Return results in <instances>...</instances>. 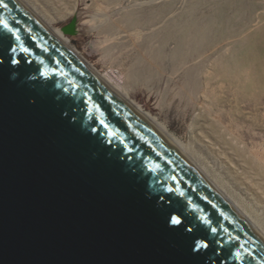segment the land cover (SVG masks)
Here are the masks:
<instances>
[{"label": "water", "instance_id": "obj_1", "mask_svg": "<svg viewBox=\"0 0 264 264\" xmlns=\"http://www.w3.org/2000/svg\"><path fill=\"white\" fill-rule=\"evenodd\" d=\"M0 21V264H264V239L39 18L2 0Z\"/></svg>", "mask_w": 264, "mask_h": 264}, {"label": "rangeland", "instance_id": "obj_2", "mask_svg": "<svg viewBox=\"0 0 264 264\" xmlns=\"http://www.w3.org/2000/svg\"><path fill=\"white\" fill-rule=\"evenodd\" d=\"M19 1L195 158L229 159L264 210V0ZM225 127L230 145H205Z\"/></svg>", "mask_w": 264, "mask_h": 264}, {"label": "bare ground", "instance_id": "obj_3", "mask_svg": "<svg viewBox=\"0 0 264 264\" xmlns=\"http://www.w3.org/2000/svg\"><path fill=\"white\" fill-rule=\"evenodd\" d=\"M42 23L57 38H59L68 48H70V46H69L70 40L65 38L60 30H56V29L51 28L50 26L45 24V22H42ZM75 55L80 60L82 59L77 54H75ZM82 62L86 66L89 67V65L86 62H84V61H82ZM88 69L90 70V67ZM92 73L95 76H97L105 85H107L110 89H112L117 95H119L123 100H125L128 103L127 96H124V93L121 94V92H119L117 87L112 86L111 84H109L104 78L99 76L97 73H95V72H92ZM129 105L141 117H143L147 122H149L152 126H154L160 132V134L163 135L179 152H181L185 157H187L194 164V166L211 182V184L223 195V197L228 201V203L264 239V210L262 209L263 207L256 203V202L259 203L258 196H257V194L255 192H252L250 190V189H252L250 186L243 185V186H240L238 189H236V187H235L236 183H234V181H233V176H234L233 173H235L237 171V169L235 168V165H233V164L231 165L230 164V160L229 159H226L227 161H224L223 160L224 158L220 157L219 155H215L214 154L213 155L214 165H212V166H217L218 169L217 170L216 169H212L211 170L210 167H209V163L207 164L205 162V161H207V158L202 161V160H199V159L195 158V156L191 153V150H193V149H191L192 145L191 146L190 145L184 146L182 143H179L180 141L177 142L176 140H173L171 138V136L169 135V133L167 132V129L165 127H163L161 124L157 123L153 118H151L144 111L140 110L138 107H135V106H133L131 104H129ZM227 131H228V129L225 127V132L224 133H221V134L217 135L215 137L214 141H211V140L210 141H206L205 145L210 147L212 150L216 146H218L219 148H222L221 145H226V146L230 145V142L226 138ZM216 134H217V132H216ZM238 142L236 143V147L241 148L242 150H244V147L241 144L242 141L240 139H238ZM193 161H195L196 164ZM254 164H255V171H257L258 173H261L262 167H261L260 164H258V161L256 160V157H254ZM213 168H215V167H213ZM237 185H238V183H237ZM229 192L234 196V198L236 200L234 202V204L231 202L230 199H229L230 202L228 200V197H229L228 193Z\"/></svg>", "mask_w": 264, "mask_h": 264}, {"label": "snow or ice", "instance_id": "obj_4", "mask_svg": "<svg viewBox=\"0 0 264 264\" xmlns=\"http://www.w3.org/2000/svg\"><path fill=\"white\" fill-rule=\"evenodd\" d=\"M0 3H2V0H0ZM3 7L7 8L8 5H7V4H3ZM0 23H2L3 26H4V28L8 29V31H10V32L12 31V29L8 28V24H7L6 21H0ZM16 39L19 40L20 37L17 35V36H16ZM11 51H12V52H15L16 49H15V48H11ZM22 51H23V52H28V49H27V48H22ZM16 62H17V61H13V63H16ZM169 191H172V189H169ZM171 222H172L173 224H179L181 221H180L178 218H172V221H171ZM212 231L215 232L216 229H212ZM200 247H201V248H207V247H208V244H206V243H202V244H200Z\"/></svg>", "mask_w": 264, "mask_h": 264}]
</instances>
